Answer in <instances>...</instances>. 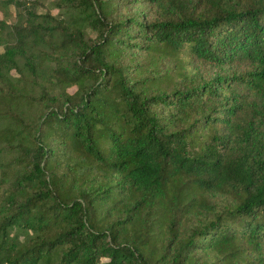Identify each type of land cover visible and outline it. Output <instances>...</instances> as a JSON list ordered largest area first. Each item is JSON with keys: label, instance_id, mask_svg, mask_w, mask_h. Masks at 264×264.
Segmentation results:
<instances>
[{"label": "trees", "instance_id": "trees-1", "mask_svg": "<svg viewBox=\"0 0 264 264\" xmlns=\"http://www.w3.org/2000/svg\"><path fill=\"white\" fill-rule=\"evenodd\" d=\"M0 264H264V0H0Z\"/></svg>", "mask_w": 264, "mask_h": 264}, {"label": "rangeland", "instance_id": "rangeland-1", "mask_svg": "<svg viewBox=\"0 0 264 264\" xmlns=\"http://www.w3.org/2000/svg\"><path fill=\"white\" fill-rule=\"evenodd\" d=\"M130 13H137L148 20L152 18L149 7L146 5V3L143 2L131 4L129 5L128 10L123 12L124 15ZM196 66L202 74H206L208 76H215L219 72H222L220 69L217 68V66L209 65L205 62L197 63Z\"/></svg>", "mask_w": 264, "mask_h": 264}]
</instances>
